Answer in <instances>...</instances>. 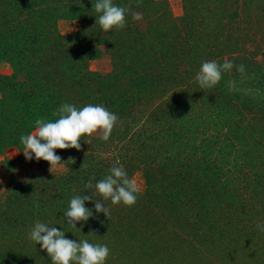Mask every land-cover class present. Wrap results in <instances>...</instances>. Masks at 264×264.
<instances>
[{"label": "trees", "instance_id": "trees-1", "mask_svg": "<svg viewBox=\"0 0 264 264\" xmlns=\"http://www.w3.org/2000/svg\"><path fill=\"white\" fill-rule=\"evenodd\" d=\"M113 2L131 11L124 28L105 32L96 0H0V62L13 69L0 73V154L23 149L20 136L38 118L57 119L62 103L119 117L107 141L96 132L79 151L56 149L52 173L42 159L36 173L0 185V264H52L28 238L36 221L106 244L105 264H264V0H182L179 17L165 0ZM63 18L80 27L61 34ZM103 52L110 71L91 70ZM225 59L244 75L233 68L200 89L201 64ZM117 160L130 179L143 177L130 207L94 189ZM75 195L94 197L80 230L64 215Z\"/></svg>", "mask_w": 264, "mask_h": 264}, {"label": "clouds", "instance_id": "clouds-1", "mask_svg": "<svg viewBox=\"0 0 264 264\" xmlns=\"http://www.w3.org/2000/svg\"><path fill=\"white\" fill-rule=\"evenodd\" d=\"M94 8L96 13L100 14L96 17L95 23H98L105 32L113 28H124L126 14L131 11L130 7L118 6L113 0H96ZM132 16L136 20L141 18L140 14L135 12ZM233 68L244 75L245 66L235 65L232 60L225 59L223 63H218L216 60L204 61L195 79L200 89H211L221 81L224 73L231 72ZM230 88L237 90L231 82ZM52 115L58 118L55 120L38 118L35 121L34 131L20 136L25 159L31 161L34 154L35 160L43 159L49 162L51 173L53 168L60 167L62 163V158L55 152L56 149L75 148L79 151L81 137L91 136L96 132H100V138L107 141L119 119L104 105L92 103L79 108L70 103H62ZM69 160L75 163L74 158L69 157ZM83 166L82 163L81 167ZM86 187H93L91 181ZM94 189L104 200L110 199L113 205L122 203L129 207L136 203L140 191L137 182L128 177L119 160L108 170V174L103 179L95 183ZM93 198L92 195H75L71 198L64 215L73 229L80 230L77 228V223L87 222L93 216L92 209L85 206V201ZM94 207L97 213L102 212L109 218L110 211L103 203L95 200ZM257 228L264 231L262 224H257ZM28 238L46 251L52 264H105L110 254L106 244H93L87 239L79 241L69 239L64 231L40 221H36L32 226Z\"/></svg>", "mask_w": 264, "mask_h": 264}, {"label": "rangeland", "instance_id": "rangeland-1", "mask_svg": "<svg viewBox=\"0 0 264 264\" xmlns=\"http://www.w3.org/2000/svg\"><path fill=\"white\" fill-rule=\"evenodd\" d=\"M174 17H179L183 14L182 0H165ZM80 27V22L75 18H63L57 22L58 31L61 34H69ZM89 68L98 72H109L111 69L110 57L103 52L98 58L91 59L88 63ZM13 72L12 66L7 61L0 62V73L9 75ZM23 149L18 147H9L0 154V185L4 187L12 178L22 180L29 177L31 174L39 170V163L42 160L33 159L28 161L25 159ZM59 168V167H58ZM57 169V168H53ZM132 179L135 180L140 188L144 187L143 177L140 171H135L132 174ZM3 189V188H1Z\"/></svg>", "mask_w": 264, "mask_h": 264}]
</instances>
